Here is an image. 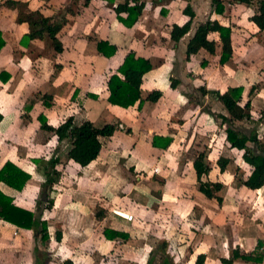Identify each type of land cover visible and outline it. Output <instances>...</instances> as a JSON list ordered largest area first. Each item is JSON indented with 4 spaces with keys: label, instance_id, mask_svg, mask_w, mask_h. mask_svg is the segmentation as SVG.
Masks as SVG:
<instances>
[{
    "label": "crops",
    "instance_id": "crops-1",
    "mask_svg": "<svg viewBox=\"0 0 264 264\" xmlns=\"http://www.w3.org/2000/svg\"><path fill=\"white\" fill-rule=\"evenodd\" d=\"M5 1L0 0L6 42L0 50V169L12 162L30 178L22 190L3 181L0 189L17 206L42 212L50 238L43 241L40 230L0 218V264H196L201 254L203 264H224L221 259H229L235 248L264 254V201L259 200L264 186L238 185L236 168L241 173L249 167L243 150L227 140L220 116L228 111L217 97L243 86L246 100L254 86L252 118L235 126L264 141V30L251 20L256 5L220 0V11L215 0H21L49 18L47 25L60 28L63 49L56 51L47 33L26 37L29 23L19 22L18 10ZM126 2L143 4L136 19L134 11L118 12ZM189 9L190 30L175 40L173 26L191 19ZM208 20L231 28L232 55L225 62L218 31L208 35L214 51L188 54L198 26ZM130 53L152 67L143 77L142 99L123 107L110 102L109 81L114 74L125 79L119 68ZM156 90L161 98L148 100ZM41 117L53 127L73 117L77 124L90 120L98 127L116 124L117 130L83 167L66 158L71 143H60L43 129ZM205 150L211 171L203 179L225 180L221 204L198 191L193 162ZM220 156L231 159L228 173L220 170ZM52 157L60 159V175L48 190L35 160ZM241 191L257 193L251 218L241 211L243 200L236 199ZM48 192L51 208L45 207ZM105 228L125 237L108 239ZM233 264H264V256L260 263L236 258Z\"/></svg>",
    "mask_w": 264,
    "mask_h": 264
},
{
    "label": "trees",
    "instance_id": "trees-1",
    "mask_svg": "<svg viewBox=\"0 0 264 264\" xmlns=\"http://www.w3.org/2000/svg\"><path fill=\"white\" fill-rule=\"evenodd\" d=\"M230 2L245 3L247 5H256V12L251 17L260 30H264V0H229ZM5 5L9 8L17 9L19 12L18 21L27 22L30 25L31 31L26 36L28 38H41L45 33L53 40V45L56 51H62L63 47L57 38L59 27L47 25L49 18L45 17L40 11H32L29 9L28 4L21 0H6ZM218 5L217 8L223 11V4L220 0H215ZM143 4H136L129 6L128 2L120 4L117 7L118 12L122 10L134 11L136 14L135 19L141 14ZM191 19L184 25L173 26L172 38L179 40L182 36L189 32L194 13L189 9ZM120 19H122L120 17ZM42 27V28H41ZM218 31L221 35L223 43V55L221 61L229 60L232 55V39L231 28L220 24L218 21L208 20L207 22L198 26L194 37L190 40L188 46V54L196 53L201 48H207L210 51L215 50L214 41L208 39L210 32ZM6 42L2 37L0 31V50L5 46ZM152 67L149 60L144 58H135V55L130 53L124 64L119 68V71L124 75L125 79L121 80L116 74L112 75L109 81L110 96L109 100L113 104H118L123 107H128L135 103L138 99H142L141 84L143 77L147 71ZM175 86V83H172ZM255 87L253 86L249 92L247 99H244L243 86L229 87L222 93H218L217 97L225 105L228 115H221V124L225 125L227 140L230 146L243 150L242 158L249 167V171L240 172V168H236L235 177L238 178V185L245 186L251 190L262 189L264 186V141L260 140L253 132L250 135L239 130L235 126V121L247 120L250 121L251 115V96L254 93ZM163 95L162 91L156 90L147 96L148 100L158 101ZM50 105V103H48ZM2 115L0 114V119ZM42 118V128L54 132L58 136L61 143L63 140H68L71 147L66 153V158L74 160L81 166H87L94 161L101 153L103 147V139L111 137L117 130L116 124H105L102 127L94 125L90 120H85L77 124L73 117L68 118L59 126L53 127L47 124L46 119ZM249 142L255 143L256 147L248 145ZM166 145H169L168 143ZM42 160H35V163L40 169H44L46 174L45 188L51 189L59 179V171L56 165L59 163V158L52 157L48 162ZM231 159L225 156H220L217 163L220 167L222 174L228 173L229 164ZM194 169L198 181V191L201 192L208 199H216L220 204L223 202L224 197L221 192L225 187V180L211 181L204 180L203 177L208 175L211 171V164L208 158V152L205 150L200 152L194 159ZM30 175L24 172L17 165L12 162H7L0 169V181L14 187L15 189L22 190L26 185ZM48 203L46 208H51L54 200L50 197L49 192L45 194ZM44 195V196H45ZM43 196V194H42ZM41 211V210H40ZM101 212H97V216H101ZM42 212L30 211L17 206L14 203V198L7 195L0 189V218L17 224L23 228H32L40 230L42 240H49V232L46 223L41 220ZM103 235L108 239H116L119 236L125 237V234L110 228H105ZM56 237L61 239L62 233L57 230ZM162 249L168 247V243L163 241L161 244ZM262 247V242L259 241L258 249ZM241 252L239 248H235L229 259L222 258L224 264H233L234 259L242 258L244 260L260 263L263 260V252ZM206 259L204 254L197 258L196 264H203ZM71 263V262H69ZM150 264V261L147 263Z\"/></svg>",
    "mask_w": 264,
    "mask_h": 264
},
{
    "label": "rangeland",
    "instance_id": "rangeland-1",
    "mask_svg": "<svg viewBox=\"0 0 264 264\" xmlns=\"http://www.w3.org/2000/svg\"><path fill=\"white\" fill-rule=\"evenodd\" d=\"M260 192H262L261 194L264 195V190H262ZM256 195H257L256 192L250 193L248 191H241V192H239V194L237 193V195H236L237 196L236 197L237 201L240 202L241 200H243V202H244L242 204V209H241L242 212H244V213H246L248 215V213L250 212V205L254 202L255 198L257 197ZM229 198L231 199V195H229L228 200H230ZM232 199L235 201L234 197ZM259 200L260 201H264V198L263 199L259 198ZM248 216L250 218L252 217L250 215H248Z\"/></svg>",
    "mask_w": 264,
    "mask_h": 264
},
{
    "label": "built area",
    "instance_id": "built-area-1",
    "mask_svg": "<svg viewBox=\"0 0 264 264\" xmlns=\"http://www.w3.org/2000/svg\"><path fill=\"white\" fill-rule=\"evenodd\" d=\"M115 213L119 214V215H122L123 217H125L126 219L132 221L134 216L132 214H126V213H123L122 211H119V210H114Z\"/></svg>",
    "mask_w": 264,
    "mask_h": 264
}]
</instances>
